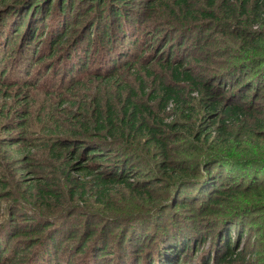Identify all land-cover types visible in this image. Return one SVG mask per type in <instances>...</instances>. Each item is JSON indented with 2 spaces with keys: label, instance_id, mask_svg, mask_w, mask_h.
<instances>
[{
  "label": "rangeland",
  "instance_id": "1",
  "mask_svg": "<svg viewBox=\"0 0 264 264\" xmlns=\"http://www.w3.org/2000/svg\"><path fill=\"white\" fill-rule=\"evenodd\" d=\"M181 1L41 0L29 15L22 8L30 0H0V264H166V259L221 264L217 254L227 222L242 233L236 264H264V128L256 136L244 129L243 144L232 138L227 151L232 157L226 160L232 167L226 166L227 172L225 163L220 167L230 176V194L215 207L196 191L183 195L190 201L185 208L174 206L182 200L170 199L164 188L168 176L157 158L144 143L120 139L98 170L103 173L125 159L136 171L126 185L109 188L110 197L100 204L91 178L72 171L69 164L75 160L61 155L62 148L51 141L49 115L62 103L84 117L89 108L107 101L118 84L138 91V74L149 88L148 74L165 75L163 67L169 64L210 78L225 104H238L244 92V102L258 106L264 121V65L239 63L243 37L253 31L264 37V0H230L231 11L225 10V0ZM253 55L264 58V53ZM184 97L191 109L170 112L163 120L188 123L203 135L200 143L189 131H167L172 162L181 168L210 150L218 115L209 114L199 92ZM23 110L29 112L27 130H22L25 147L5 146L4 137L21 132L11 131L7 123ZM55 113L68 130L64 113ZM40 189L53 195L43 197L37 194ZM161 242H168L164 249L180 245L178 257L163 253Z\"/></svg>",
  "mask_w": 264,
  "mask_h": 264
},
{
  "label": "trees",
  "instance_id": "2",
  "mask_svg": "<svg viewBox=\"0 0 264 264\" xmlns=\"http://www.w3.org/2000/svg\"><path fill=\"white\" fill-rule=\"evenodd\" d=\"M175 2L176 5H183V1L181 0H175ZM229 2L230 0H225L223 3L226 5L225 10L227 11H231V7L227 4ZM40 3L41 0H30V2L24 4L22 10L30 15L34 9L35 12L39 9ZM40 7L43 6L40 5ZM116 14L118 13L116 12ZM243 38L245 39L239 47L244 51V55L239 63L254 65L257 62L264 65V58L261 59L253 55L254 53H264V37L262 33L258 31L249 32ZM241 55H237L236 57H241ZM234 67L237 68L238 65L232 66V68ZM163 70L165 71V75L157 72L148 74L149 78H152L149 88L138 74L135 78L139 84L138 91L134 90L129 84H122V86L118 84L117 90H112L114 94L107 101L95 105L94 108H89L85 112L84 117L73 114L69 105L65 103H62L56 110L50 112V127L48 130L55 137L51 141L53 143L56 142V147L62 148L61 155L66 156L68 154V159L75 160L69 164L72 171L91 178L90 184L91 186L93 185L92 189H94V193L99 199L100 204H104L105 199L110 197L112 192L109 188H114L121 184L126 185L128 183V175L136 171L131 166L129 160L120 159L106 166L107 171L103 173L99 172L98 169L102 167L101 164L108 160L111 152H113L115 145L112 143H114V140L120 139L126 144H129L128 142L136 143V145H141V142L145 144V147L151 152L150 156L157 158L158 167L163 171L164 175L168 176V182H165L164 188L168 189L167 192L171 195L170 199L179 196L180 200H182L178 202H175V200L174 206L180 205V209L185 208L183 206L189 204L190 201L188 202L187 198L183 199V197L196 191L202 193L205 198L203 196L201 198H204L205 201L212 202L210 206L215 207L219 206L222 203V199L228 197L230 194L226 188V183L230 180V176L224 172L222 174L220 167L225 163L224 170L226 172V166L232 167L226 161L228 160L227 157H232L227 152L232 149V138L237 137L240 144H243L245 139L243 137L245 135L243 133L244 129H246L248 135L256 136L259 135L258 129L264 128V121L258 118L262 115L257 108L258 106L251 105V103L247 105L244 101L248 98L244 92L241 93V101L238 104L236 102L225 104L222 99L220 100V97H216L215 91L217 90H212L210 87V78L197 76L189 68L185 69L181 66H172L171 64L163 67ZM214 78L216 77H212V79ZM217 81L218 79L216 78L215 82ZM112 83L115 84L116 81ZM218 84H223V81L220 80ZM187 92L190 94L192 92H199L202 104L211 110L209 114L212 112L218 113L216 117L217 128L214 131V137L209 140L210 150H205V152H202V156L198 154L199 157L193 158L195 160H193L191 166L188 159L189 165L181 168L172 162V158L175 155L172 153V144L167 131H189L190 137L194 142H200L203 134H195L193 126L188 123H166L163 117L170 114V112L177 110L186 112L188 109H191L184 97V94H187ZM55 111L64 113L61 117H65L69 121L68 130L62 128V124L58 121L59 118ZM28 116L29 112L23 110L22 115H19L14 122L7 123L11 131L21 130V132H18L17 135L9 134L10 136L4 137L5 146H24L23 141L25 140V136H23L22 130H27ZM200 129L202 131V127ZM208 139L209 135L205 137L204 141L208 142ZM125 148L126 146H123L122 150L124 151ZM222 158L224 162H220ZM86 160L99 164L94 168V166L84 164L83 161ZM10 163L15 165L16 160H11ZM26 165H29V163H26ZM74 186H77V184ZM131 188L134 189L133 187ZM143 192L145 196H148L146 201L152 203V196L146 194L145 189H143ZM37 194L48 197L49 195H53V192H45L40 189ZM179 197L177 198L179 199ZM156 203L159 202H155L152 206L155 207ZM162 205L157 207L160 208ZM160 210L166 212L167 208ZM160 210L159 212H161ZM160 214L164 215V212ZM170 218L172 220L176 219L175 216H170ZM229 223H226L227 227L224 229L222 238L219 240L220 248L217 254V261L221 264H236L240 256V254H236V247L240 244L242 233L239 232L240 228L236 224ZM232 231L235 234V240H230ZM17 235L15 234V236ZM169 240L172 241L174 239ZM165 244L168 245V242H161L163 249L160 250L163 253L167 252L178 257L180 245L174 242L175 248L164 249ZM182 245L187 249L188 241L183 240ZM165 262L166 264H177L169 261V259H166Z\"/></svg>",
  "mask_w": 264,
  "mask_h": 264
}]
</instances>
